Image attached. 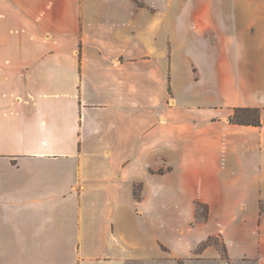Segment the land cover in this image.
<instances>
[{
    "label": "crops",
    "instance_id": "obj_1",
    "mask_svg": "<svg viewBox=\"0 0 264 264\" xmlns=\"http://www.w3.org/2000/svg\"><path fill=\"white\" fill-rule=\"evenodd\" d=\"M140 2L0 0V264H264V0Z\"/></svg>",
    "mask_w": 264,
    "mask_h": 264
},
{
    "label": "trees",
    "instance_id": "obj_2",
    "mask_svg": "<svg viewBox=\"0 0 264 264\" xmlns=\"http://www.w3.org/2000/svg\"><path fill=\"white\" fill-rule=\"evenodd\" d=\"M138 3L144 5L140 0ZM261 109L259 107H236L231 116V121L238 124H261L260 120Z\"/></svg>",
    "mask_w": 264,
    "mask_h": 264
},
{
    "label": "rangeland",
    "instance_id": "obj_3",
    "mask_svg": "<svg viewBox=\"0 0 264 264\" xmlns=\"http://www.w3.org/2000/svg\"><path fill=\"white\" fill-rule=\"evenodd\" d=\"M199 213H200L201 216L204 213L206 214L207 213V208L203 207L202 205H199ZM209 242H213V239H209ZM206 245H208V241H207ZM226 256L227 255H225V254L222 255L223 260L221 261V264H226V263L229 262L228 258Z\"/></svg>",
    "mask_w": 264,
    "mask_h": 264
}]
</instances>
